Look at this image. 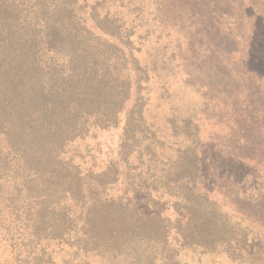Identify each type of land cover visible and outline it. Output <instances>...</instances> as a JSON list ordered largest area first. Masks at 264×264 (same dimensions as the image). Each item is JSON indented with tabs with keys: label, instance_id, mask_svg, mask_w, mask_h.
<instances>
[{
	"label": "trees",
	"instance_id": "trees-1",
	"mask_svg": "<svg viewBox=\"0 0 264 264\" xmlns=\"http://www.w3.org/2000/svg\"><path fill=\"white\" fill-rule=\"evenodd\" d=\"M105 2L0 0V264H166L171 247L197 261L246 249L249 227L208 189L194 114L175 106L183 86L159 124L146 36ZM116 128L101 159L100 136ZM138 192L150 211L127 200Z\"/></svg>",
	"mask_w": 264,
	"mask_h": 264
},
{
	"label": "rangeland",
	"instance_id": "rangeland-1",
	"mask_svg": "<svg viewBox=\"0 0 264 264\" xmlns=\"http://www.w3.org/2000/svg\"><path fill=\"white\" fill-rule=\"evenodd\" d=\"M185 1L186 15L177 12L175 0H164L160 13L157 0L105 3L146 36L141 58L155 67L150 93L159 105L151 111L159 124L167 122L171 93L183 86L175 106L194 114L199 125L208 189L250 234L248 247L236 254L211 253L197 261L192 252L171 247L165 263L264 264V0ZM119 135L120 128L102 133L96 146L101 159L117 148ZM145 197L127 194L150 211Z\"/></svg>",
	"mask_w": 264,
	"mask_h": 264
}]
</instances>
